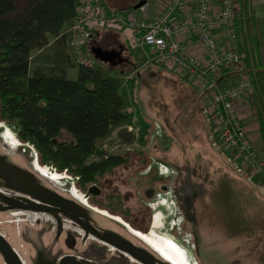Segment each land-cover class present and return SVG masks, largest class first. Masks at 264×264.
Listing matches in <instances>:
<instances>
[{
  "label": "rangeland",
  "instance_id": "1",
  "mask_svg": "<svg viewBox=\"0 0 264 264\" xmlns=\"http://www.w3.org/2000/svg\"><path fill=\"white\" fill-rule=\"evenodd\" d=\"M18 4L21 5L22 0H18ZM86 45L81 55H93L90 47L95 46V43ZM244 48L248 53L247 48ZM34 52L35 49L30 54L32 68H36L39 61ZM53 55L61 58L66 56V52ZM74 55L75 58L71 57V60L78 64L76 53ZM55 65L47 62L42 68L50 73V70L59 68ZM154 68L162 71L161 75L156 71L148 74L144 71L142 78L145 81L140 79L139 85L136 83V100L141 107L146 105L148 111L147 115L145 110L141 115V128L137 130L134 127L137 137L129 141L121 140L116 136L119 126L100 141V145L105 146L118 160L109 164L99 181L97 193L87 192V201L92 207L118 215L129 224L132 220L134 224L131 225L137 230L146 233L149 230L156 231L157 237L175 246L189 264H264V172L259 182L237 174L214 148L212 140L209 141L212 147L209 154L211 158H217L219 163L207 172L210 177L222 179L225 184L218 183L215 186V194L211 192L210 201L207 204L202 202L206 208L201 213H194L193 217L184 220L183 213L178 216L179 219H165L158 209H152L151 205L144 203L143 188H165L162 183L173 188L174 182L153 180L155 176L151 177L148 173L141 179L140 171L151 168V173H155L160 168L164 171L174 169L169 161L172 145H181L184 149L196 139H205L202 130L206 132L207 128L213 129L204 113V98L194 84L185 82L171 69ZM246 78L251 79L255 87L254 76ZM11 130L18 138L14 127L0 118V151L12 156L19 164L32 167L38 174L36 163L39 162V151L28 142L11 148L5 138ZM198 130L202 131L201 134ZM60 138L71 139L66 132ZM115 142H118V147ZM254 144L256 146L255 140ZM186 156L184 151L178 157L184 159ZM42 165L49 167L50 171L62 173L49 164ZM37 176L48 186L58 189L65 184L72 186L66 179L50 180L40 174ZM0 177L5 179V184L0 182L1 206L41 203L40 194L46 191L45 186L29 172L0 161ZM0 234L25 264H60L66 255L82 264H143L130 254L95 237L69 218L56 217L54 213L0 208ZM144 243L154 250L147 242ZM0 264H6L1 253Z\"/></svg>",
  "mask_w": 264,
  "mask_h": 264
},
{
  "label": "trees",
  "instance_id": "2",
  "mask_svg": "<svg viewBox=\"0 0 264 264\" xmlns=\"http://www.w3.org/2000/svg\"><path fill=\"white\" fill-rule=\"evenodd\" d=\"M78 4L79 0H22L21 5L18 0H0V118L14 127L22 144L28 142L37 148L41 165L49 164L61 172L67 169L79 176L76 184L87 193L92 186L99 187L109 164L118 160L113 154L102 157L100 141L128 119L123 77L135 71L138 64L113 66L92 55L91 65L70 64L77 67L74 79L68 78L63 68L50 73L32 68L30 54L34 49L45 47L54 38L66 41L61 33L76 16ZM241 16L239 40L248 50L258 85L254 108L264 149V61L257 18L249 3ZM63 132L71 139H61ZM93 155L101 159L92 161ZM0 161L29 172L37 182L48 186L32 167L19 164L3 151ZM0 182L5 184V179L0 177ZM99 215L107 230L122 225ZM130 223L134 224L132 220Z\"/></svg>",
  "mask_w": 264,
  "mask_h": 264
},
{
  "label": "built area",
  "instance_id": "3",
  "mask_svg": "<svg viewBox=\"0 0 264 264\" xmlns=\"http://www.w3.org/2000/svg\"><path fill=\"white\" fill-rule=\"evenodd\" d=\"M196 3V11L192 13L190 0H171L159 17L146 20L134 13L126 16L102 9L90 10L86 0H79L66 42L76 52L78 64L91 65L93 56L81 55V51L92 38L94 26L117 25L132 29L134 43L154 54L161 67L174 69L185 82L201 88L206 97L204 113L213 125L214 148L237 174L259 182L264 172V159L238 110L242 97L254 95V83L249 78L230 86H223L218 81L226 68L241 64L248 54L245 46L240 45L236 0H220L221 13L217 19L212 18L213 0H196ZM220 27L227 29L233 40L231 46H221L216 34ZM195 40L207 54L208 61L192 50ZM8 137H11L10 141L13 138L19 141L12 132ZM115 146L118 147V142ZM103 150V158L112 154L105 146ZM100 159L97 155L91 157L92 161ZM59 174L61 179L73 181L71 191L78 190L86 197V193L77 187L79 176H74L67 169Z\"/></svg>",
  "mask_w": 264,
  "mask_h": 264
},
{
  "label": "crops",
  "instance_id": "4",
  "mask_svg": "<svg viewBox=\"0 0 264 264\" xmlns=\"http://www.w3.org/2000/svg\"><path fill=\"white\" fill-rule=\"evenodd\" d=\"M140 1L141 0H86V4L88 9L94 11L102 9L108 13H119L126 16H130L134 13L139 18L154 20L162 14L165 7L171 0H146L147 2L142 7L135 9L134 6ZM248 3L257 18V32L260 43V51L264 61V0H236L239 20L240 17H242V13L245 12L246 4ZM130 5L132 7H128ZM190 7L192 13H194L197 8L196 0H190ZM212 7V18L217 19L221 13L220 0H213ZM72 24L73 20H70L65 24L61 33L65 36V38H68L71 34ZM92 34V38L87 42V44L94 42L95 44H99L103 49L105 48V50L116 49L120 51L122 53L123 61L118 64H121V66L127 65L128 67L129 65L138 64L135 71L123 77L128 119L126 123L121 125L116 131L117 137H122L125 133H131L134 137H137V134L134 132V127L137 130L141 128V115L144 110L147 115L148 111L146 105L141 107L136 100V96L134 94L135 91H138V89L136 90V83L139 85L140 79L145 81L144 78H142L144 71L146 74H148V72L156 71L157 73H160L159 75H161L162 71H159L158 69L154 70L155 66H158L160 70L171 69L173 72L176 71L170 67L160 68V63L154 54L148 51L145 47L138 46L134 43V32L132 29L117 25L111 27L98 25L93 27ZM216 34L221 46L226 48L232 45L233 40L228 34L226 28H217ZM92 47H90L91 50ZM192 50L200 58L208 61L209 58L207 54L201 48V45L197 40L193 42ZM58 52H66V56L61 58H58L57 56L54 57L53 53ZM34 53L39 58L37 64L38 68L44 67V65L49 62L52 66L56 64L55 66L63 68L66 71L68 78H76L77 67L71 66L76 64V62H72L71 60V57L75 58L74 53L76 52H74L67 45L66 41H60L58 38L51 39L45 47L35 49ZM251 67L248 53L246 54L243 63L240 65H231L226 68L218 81L223 86H230L245 79L247 76L253 77ZM194 86L201 92V95L204 98V107L206 97L201 88L196 85ZM256 89H258L257 84H255V91ZM192 96L194 97V95ZM192 96L190 98L194 101ZM238 110L241 117L244 118L252 138L256 142V148L258 149L261 157H264L263 142L259 132L256 110L254 108V95L242 97L240 99ZM202 131L205 134V139L201 141H196V139L194 142L188 143L185 147H183L184 149H182L181 145H172L171 150L169 151L171 154H169V161L174 166V169L167 168L173 178L174 184L172 185L173 188L162 197L163 201L168 200L179 204L178 208L180 209L181 214L183 213L184 219L193 217L194 213H201L200 211L206 208L202 202L205 201V204H207L208 201H210L209 197H212V193L215 194L213 191L215 186H217L218 183L225 184L222 179H213L210 175H208L207 171L215 168L216 164L219 163V160L217 158H211L209 154L212 150L209 141L212 140V135L214 133L212 127L209 129L207 128L206 132L204 130ZM202 131L198 130V133L201 134ZM184 151L187 155L186 158H179L178 156ZM262 188L264 190V187ZM143 190L144 189H142V192Z\"/></svg>",
  "mask_w": 264,
  "mask_h": 264
},
{
  "label": "flooded vegetation",
  "instance_id": "5",
  "mask_svg": "<svg viewBox=\"0 0 264 264\" xmlns=\"http://www.w3.org/2000/svg\"><path fill=\"white\" fill-rule=\"evenodd\" d=\"M144 158V157H143ZM151 168H146L142 171H140V176L141 179L144 178L145 174H151L150 176H155V179L153 180H158L163 182L162 180H167L170 181L172 184L173 178L168 170L164 171L162 168H160L158 171L155 173L152 172ZM163 187H160V189L154 188L153 190L149 189L148 187H145V189L142 192L143 195V201L146 203L148 206H152V209H158L159 214L163 217L166 218H174V219H179V215L182 216L179 207V204L176 202H170L167 203L166 201H163V195L167 194L172 187L169 188L167 187L165 183H162ZM60 187L62 191L56 187L51 186H45L46 191L40 194L41 197V203L48 204L49 200L54 199V197L61 198L68 202L69 206L62 208L64 212H54L55 216H63L67 217L70 220H72L74 223H76L78 226H80L68 213H71L73 215H76L80 217L81 219L91 223L94 225L98 230H100L102 233L110 235L113 238H116L123 243H127L129 245H132L133 247L139 249L140 251L146 253L148 256H150L153 260H155L158 264H173L168 258H163V255L158 252L157 250L151 249L147 244L144 243V241L137 236L135 233H133L130 228L126 227L124 224L118 225L117 228L114 230H107L103 227L102 225V218L100 217V213L96 214L92 208V206L89 204L87 205L84 203L82 200L74 196L71 192V187L67 186ZM66 187V188H65ZM67 191V192H66ZM141 193V190H139ZM86 193V192H85ZM87 194V193H86ZM94 194V193H92ZM87 197V195H86ZM168 201V200H167ZM89 203V202H88ZM102 215V214H101ZM123 216V215H122ZM174 216V217H172ZM176 217V218H175ZM182 218V217H181ZM184 220V217L182 218ZM131 225V224H130ZM132 226V225H131ZM82 227V226H80ZM83 228V227H82ZM84 229V228H83ZM86 230V229H85ZM89 231V230H86ZM90 232V231H89ZM150 232V230H149ZM92 235H94L92 232H90ZM158 252V253H157ZM70 256V255H66ZM64 256V257H66ZM63 257V258H64ZM72 257V256H71ZM74 258V257H73ZM22 259V258H21ZM75 259V258H74ZM62 260V259H61ZM23 261V259H22ZM24 262V261H23ZM25 264V262H24Z\"/></svg>",
  "mask_w": 264,
  "mask_h": 264
},
{
  "label": "water",
  "instance_id": "6",
  "mask_svg": "<svg viewBox=\"0 0 264 264\" xmlns=\"http://www.w3.org/2000/svg\"><path fill=\"white\" fill-rule=\"evenodd\" d=\"M147 1L141 0L138 2L134 8H140L142 7ZM92 54L95 58L107 62L114 65H117L119 62L123 61L122 53L116 49L112 50H105L103 49L99 44H95V46L92 47ZM123 138L126 140H131L132 134L131 133H125L122 135ZM98 187L92 186L89 190L91 193H97ZM69 204L65 200L54 197V199L49 200L48 204L44 203H38V204H27V205H21V204H15L10 206H1L0 208H20V209H26V210H33V211H39V212H64L62 208L68 207ZM62 207V208H61ZM80 226H82L84 229L89 230L94 234L95 237L99 238L100 240L111 244L112 246L120 249L121 251H124L137 260H139L143 264H158L155 260H153L150 256H148L146 253L140 251L139 249L133 247L132 245H129L127 243H123L122 241L111 237L110 235L102 233L100 230H98L94 225L91 223L81 219L80 217L73 215L71 213H68ZM133 232V231H132ZM134 233V232H133ZM0 253L5 261L6 264H24L22 261L20 255L17 253V251L10 245V243L6 240V238L0 234ZM60 264H82L77 262L73 257L66 256L62 258L60 261Z\"/></svg>",
  "mask_w": 264,
  "mask_h": 264
},
{
  "label": "bare ground",
  "instance_id": "7",
  "mask_svg": "<svg viewBox=\"0 0 264 264\" xmlns=\"http://www.w3.org/2000/svg\"><path fill=\"white\" fill-rule=\"evenodd\" d=\"M5 138L7 139V141H8L7 143L11 148H17L18 146H20L22 144L18 138H17L19 140L18 142L14 138L10 141L11 137L9 138L8 136H6ZM36 168H37L36 169L37 173L40 174L42 177L48 178L50 180H52V179L53 180H59L62 178V176L57 171H54V170L50 171V168H48L47 166L41 165L39 162L36 163ZM71 193L74 196H76L77 198H79L80 200H82L84 203L89 205L87 198L81 192H79L78 190H73ZM92 208L95 212L100 213V214L107 216L109 218L115 219V220L121 222L122 224H124L126 227L130 228L131 231H133L142 240L147 242L155 250L160 252L164 257L168 258L173 264H189L186 260V257L184 255L181 256L180 253H178V250L175 248V246H173L171 243L162 241L160 238H158L156 231H150L149 233L142 232L140 230L135 229L127 221H125L123 218H121L118 215H112L111 213H109L108 211L103 210V209H99V208H95V207H92ZM171 234H173V233H171Z\"/></svg>",
  "mask_w": 264,
  "mask_h": 264
},
{
  "label": "clouds",
  "instance_id": "8",
  "mask_svg": "<svg viewBox=\"0 0 264 264\" xmlns=\"http://www.w3.org/2000/svg\"><path fill=\"white\" fill-rule=\"evenodd\" d=\"M9 132H12V131H9ZM9 132H8V133H9Z\"/></svg>",
  "mask_w": 264,
  "mask_h": 264
}]
</instances>
